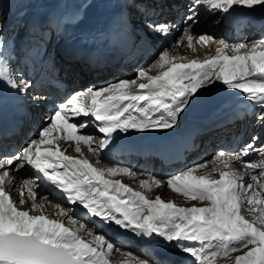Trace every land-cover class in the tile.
Listing matches in <instances>:
<instances>
[{"label":"snow or ice","instance_id":"obj_1","mask_svg":"<svg viewBox=\"0 0 264 264\" xmlns=\"http://www.w3.org/2000/svg\"><path fill=\"white\" fill-rule=\"evenodd\" d=\"M230 14L237 8L254 9L264 0H192L183 18L184 27L150 23L156 32H180L174 47L185 41L193 53L197 45L215 43L207 35L194 36L199 7ZM4 46L0 41V48ZM156 71V75H151ZM222 83L239 90L260 109L257 122L264 127V39L230 45L223 41L214 55L189 59L169 50L159 54L149 69H140L135 79L69 97L49 117L38 138L12 155L0 156V264H112L118 251L114 244L96 234L73 216V209L52 205L55 216L36 201L39 185L21 179L19 203L6 189L16 185L23 169H31L68 204L79 205L85 215L127 229L136 236L160 237L170 246L189 254L193 264H264V159L244 160L249 152L264 148L252 142L240 153L220 151L210 161L196 164L166 181L150 176L139 180V188L118 177L136 179L127 167H101L100 151L108 148L117 133H145L175 128L180 114L203 88ZM0 83L20 95H27L31 82L16 78L8 58L0 55ZM46 99L33 96V102ZM159 114V115H157ZM93 117L103 138L82 133L88 122H71L76 117ZM95 145V146H94ZM87 154L96 158L93 163ZM72 150L77 155H68ZM240 162L242 171L234 167ZM209 165H211L209 169ZM248 176L250 182L245 183ZM166 183L167 188L191 206L178 205L148 193ZM46 199V198H44ZM31 202V208L23 206ZM38 214H32V213ZM67 225H72L69 227ZM237 255H233L236 254ZM121 264H150V261L122 253Z\"/></svg>","mask_w":264,"mask_h":264},{"label":"bare ground","instance_id":"obj_2","mask_svg":"<svg viewBox=\"0 0 264 264\" xmlns=\"http://www.w3.org/2000/svg\"><path fill=\"white\" fill-rule=\"evenodd\" d=\"M182 2L183 0H0V41L4 44L0 48V55L8 58L12 67L17 68L18 66L19 70L24 71L21 74L16 73L18 80L23 78L31 82L33 86L28 90L27 95H20L6 84L0 83V118L15 114L20 109H26V125L23 134L27 137L32 128L37 126L34 125L35 120L42 121V123L49 122L45 104L37 102L32 103L31 106L28 105L29 101L33 102V96L49 95V102L55 106L54 97L66 96L68 99L89 88L100 89L105 85H111V82H106L108 81L106 77L115 75L116 72L121 75L125 74L124 71L117 69L122 68L123 65L129 66L127 67L129 72L132 70L136 72L135 67L149 69L145 67L146 65L141 67V63L146 59V62H149L148 59L159 50H169L173 54L187 56L189 59H202L205 55H214L220 41L230 45L244 41L251 46L254 39L264 36V8L258 6L251 10L237 8L230 14H222L211 12L206 6H201L199 7L200 18L196 24L192 25L191 31L197 37L210 36L215 43L208 47L197 45L196 53L187 48L186 41L180 47H174L180 32L171 29L168 33H160L151 30L148 25L149 22L155 20L156 24L169 26L175 24L182 29L184 27L182 20H176L173 15H168L171 12L170 4L175 3V7L181 9ZM189 4H192V0ZM246 12L251 15L247 16ZM15 24L22 32L17 36L10 32L16 26ZM141 26L147 31L145 37H148V46L142 44L143 42L138 38L141 34L137 32V29ZM102 43L109 44L113 52H119L117 53V64L114 67L83 71V68L77 64L73 69V71L77 70L76 78L74 72L64 73L62 68L55 63L49 64L48 71L40 72L39 70L37 63L46 54L51 53L50 59L55 62L61 51L69 54L77 48L93 46L98 49V44ZM152 50L154 51L151 52ZM61 57L66 61L67 55ZM150 74L156 75L157 72L151 71ZM132 79L130 77L126 80ZM55 80L62 84L54 86ZM99 84L102 87L98 86ZM193 99L195 102L190 103L180 114L179 121L173 129L145 133H117L108 148L100 151L99 166L130 168L137 173L136 179L118 178L134 189L142 190L139 188V180H147L150 176H154L166 181L169 176L178 174L196 164L210 161L206 156L201 162L178 164L173 168L174 173L167 175V170L163 169L159 156L150 151H157L159 145L170 146L176 139H193L197 140L198 144L204 142L201 153L209 154L214 144L224 136H228V139L233 137L236 139L241 134V139L239 137V140L235 142L233 150L227 152L240 153L244 145L249 143L250 133L254 132L253 136L260 138L255 141L256 147L264 148V127L256 119L260 109L257 105L247 101L245 94L239 90L227 89L222 83L217 82L210 88L201 89L197 97ZM41 115L45 117L42 120ZM229 118H233L234 121H229ZM207 119H210L212 123L217 122L219 127L213 131L203 130L199 136L191 138L190 129L199 128V124ZM82 120L89 124V129L86 127V131L89 132L86 134L94 137L95 142L98 143L103 138V134L98 131L99 122L91 116L76 117L71 122L78 124ZM43 126L41 124L34 129L36 133L28 138L29 141L38 138L40 128ZM201 138L203 139L200 141ZM132 147L138 148L142 153L131 151ZM85 153L87 154L86 149ZM67 154L77 155L72 150H69ZM87 155L95 163L96 158L91 154ZM243 159L256 162L264 157L259 152H249ZM210 167L211 165L209 169ZM234 167L238 171L243 170L240 162H234ZM13 175L17 176V183L6 189L11 193L13 200L19 203L18 185L21 179H27L34 185H39L36 188L38 193L36 201L44 205L45 212L52 218H57L56 210L52 205L59 204L61 207L73 209L74 218L114 244L118 251L110 257L112 264H121V261L125 259L122 253H130L133 257L150 261V264H193V257L170 246L160 237L152 239L139 237L130 230L85 215L86 210L79 205L68 204L65 199L61 198L58 191H53L42 179H36L37 174L31 169L26 168L19 174L13 173ZM244 180L247 183L250 182L248 176H245ZM148 195L150 198L160 195L166 201H175L176 204L183 206L197 204L196 201L185 203L181 196L167 188L166 183L161 187H154ZM29 208H31L30 201L23 206L24 210ZM67 226L73 227L72 225ZM188 257L190 259H187Z\"/></svg>","mask_w":264,"mask_h":264},{"label":"rangeland","instance_id":"obj_3","mask_svg":"<svg viewBox=\"0 0 264 264\" xmlns=\"http://www.w3.org/2000/svg\"><path fill=\"white\" fill-rule=\"evenodd\" d=\"M187 1H190L191 2V0H183V2L181 3V8H183L182 9V15H181V20H182V22H183V18L185 17L184 15H185V13L187 14V12H188V8L189 7H185V6H187L188 5V3H186ZM189 2V3H190ZM183 3H185L184 5H183ZM258 7H261V8H264V6H258ZM256 8V7H255ZM246 14H247V16H249V15H251L250 13H248V12H246ZM246 16V17H247ZM252 16H254V15H252ZM198 18H200V17H198ZM248 18V17H247ZM16 26L12 29V30H10V32L12 33V35H14V36H17V35H19V34H21L22 32H20V30L18 29V25L17 24H15ZM182 26H183V24H182ZM146 31V30H145ZM174 35V34H173ZM260 39H264V36H260V37H258V38H256V39H254V41H258V40H260ZM176 40V39H175ZM244 40V39H243ZM253 41V42H254ZM241 43H246V42H241ZM247 44V43H246ZM164 50V49H163ZM162 50V51H163ZM162 51H157L156 52V54L155 55H153L152 57H150L149 59H148V61L149 62H146V60L144 61V62H142L141 63V67H143V66H145L146 68H148V67H150V65H152L153 64V62L154 61H156L157 60V58H158V56H159V54H161V52ZM151 62V63H150ZM147 63H149V64H147ZM127 67H129L128 65H123L122 66V68H127ZM14 68V70H15V73H18V74H21V73H23L24 71L22 70V69H20L19 70V68H18V66H17V68L16 67H13ZM134 69H136L137 71L135 72V71H133L132 70V72H129L128 70H129V68L126 70L127 72H125V74H122L121 75V73H115V75H109L108 77H106V80H108V81H106V82H111L112 84L113 83H116V82H118V81H121V80H126L127 78H133V79H135L136 78V76H137V72L141 69H138L137 67H135ZM19 70V71H18ZM21 71V72H20ZM119 72V71H118ZM115 76V77H114ZM29 80V79H28ZM91 82V81H90ZM104 84V83H103ZM109 85V84H108ZM108 85H105L104 87H106V86H108ZM98 86H101L102 87V85L101 84H99ZM33 87V86H32ZM72 89H74V87H72ZM62 99H66V96H64ZM30 102V101H29ZM28 102V105L29 106H31L30 105V103ZM45 118V117H44ZM84 120H82V121H80V122H78V125L79 124H81L82 122H83ZM42 125H44L43 127H45V126H47L48 125V123H41ZM47 124V125H46ZM89 125V124H88ZM42 127V128H43ZM42 128H40V130L42 129ZM88 129H89V127H88ZM87 130V128L85 129L84 128V134H86V132L88 133L89 131H86ZM28 131H29V128H28ZM32 131V130H31ZM34 133H36V131L34 130V132H33V134ZM90 134H92V133H90ZM253 134H254V132H252V133H250V135H249V143H251L252 142V137H253ZM88 135V134H87ZM30 137H32L31 136V132H30V134H28L27 135V137H26V139H25V141H29V139L28 138H30ZM27 142L25 143L24 142V144H23V146L22 147H25L26 145H27ZM263 148V147H262ZM19 149H17V151H18ZM218 153V152H217ZM215 154H216V152H212V153H209L208 155H207V159H209V160H211L212 159V157L213 156H215ZM255 160V159H254ZM256 162H258V160L256 161ZM185 169V168H184ZM245 183H247L246 181H245ZM238 253H236V254H233V255H237ZM189 258V257H188Z\"/></svg>","mask_w":264,"mask_h":264}]
</instances>
